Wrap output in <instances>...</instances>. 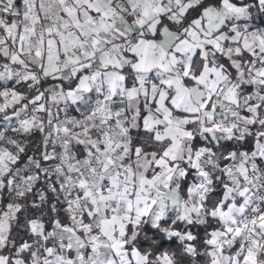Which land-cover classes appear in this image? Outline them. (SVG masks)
<instances>
[{
  "label": "snow or ice",
  "instance_id": "6c2138e0",
  "mask_svg": "<svg viewBox=\"0 0 264 264\" xmlns=\"http://www.w3.org/2000/svg\"><path fill=\"white\" fill-rule=\"evenodd\" d=\"M0 264H264V0H0Z\"/></svg>",
  "mask_w": 264,
  "mask_h": 264
}]
</instances>
